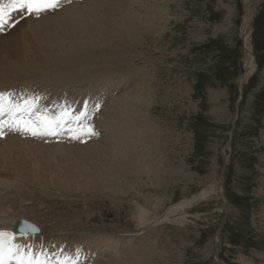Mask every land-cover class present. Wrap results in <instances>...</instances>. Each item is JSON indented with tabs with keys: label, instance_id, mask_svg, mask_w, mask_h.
<instances>
[{
	"label": "rangeland",
	"instance_id": "obj_1",
	"mask_svg": "<svg viewBox=\"0 0 264 264\" xmlns=\"http://www.w3.org/2000/svg\"><path fill=\"white\" fill-rule=\"evenodd\" d=\"M83 1H100L101 6L106 2L71 4ZM138 1L127 6L136 13V30L129 32L132 40L106 35L105 44L88 50L87 62L75 66L92 73L89 86L112 79L118 84L113 95H134L125 106L135 109L142 104L128 111L144 126L148 151L156 161L146 160L140 147L137 172L120 171L116 193L68 192L62 198L51 189L48 195L35 194L34 208L40 204L44 215L39 218L41 229L52 224L58 231L44 232V237L105 235L117 238L123 251L133 246L130 240L136 241L138 264H264V1L256 8L250 35L255 69L245 81L239 78L244 74L241 25L247 0ZM68 6L56 11L58 17ZM155 12L161 16L154 19ZM67 16L65 12L60 17ZM25 20L1 36L15 43L25 38L30 54L38 42L46 41H38V34L26 35ZM17 46L15 53L6 54L8 62L29 58ZM26 85L15 90L34 86ZM106 87L104 104L110 98ZM33 88L43 93L39 86ZM78 89H70L71 96L79 94ZM88 112L97 119L94 109ZM52 156L60 160L64 154L56 150ZM209 186L215 188L210 197L192 200ZM135 204L150 209L149 223L175 208L174 221L134 234Z\"/></svg>",
	"mask_w": 264,
	"mask_h": 264
},
{
	"label": "bare ground",
	"instance_id": "obj_2",
	"mask_svg": "<svg viewBox=\"0 0 264 264\" xmlns=\"http://www.w3.org/2000/svg\"><path fill=\"white\" fill-rule=\"evenodd\" d=\"M105 1V3H101L103 6L100 5V1L98 2L99 5H97L98 3L93 5L92 3L95 1L92 3L91 1H83L71 4L65 8L68 15L65 18L60 17L65 13L63 11L64 13L59 14V17L58 13L53 12L42 16L38 20L26 19L29 27L28 30H25V34L27 35L26 31L29 32L30 36L38 34L40 35L38 41H41V39H43V42L46 41L45 43H37L36 40L37 45H33L35 48L32 49L35 53L31 52L30 54L25 50L24 37L21 43L16 42L19 49L22 48L23 50H21L24 51L23 57H29V60H22L19 63L16 60L8 62L6 54L9 56L13 52L15 53L18 46L14 45L16 44L14 38L9 40L5 38L8 36H0V93L29 84V86L34 85L32 88L39 86L40 92L43 91L41 95L44 100L50 103H53L56 97L63 102L75 101L81 98V102L88 95L89 99L95 98L97 102V105L87 107L88 111L102 106L97 119L94 121L96 127L92 124H83L77 127L69 125L74 131L43 138H33L25 134H21L20 137L16 132L4 130V137L0 138L2 144L0 145V230L10 231L18 220L23 219L35 225L41 233L38 234L39 236L36 239L30 241L31 246H36L38 241L41 240L45 244L59 246L61 249L68 251L67 255H70L73 260H78L80 264H138V255H135L134 249L136 241L130 240L129 245L133 242V246L123 251L122 243L117 238L105 235L77 240L66 239L68 237L58 236L57 234L55 237V234L50 238L44 237V232L57 233L58 231L54 232V225L52 224L49 225V229L42 230V224L40 223L42 220L39 221L40 217H44L40 210L42 207L37 203L34 208L35 194H47L51 189L57 191L62 198L68 197L66 196L68 192L116 193L118 181L115 177L121 175L120 171L131 174L130 169H132L135 173L137 172L142 158L140 147L146 160L156 161V155L151 157L148 151L150 142L148 136L145 135L144 126L141 125L134 113L128 111L138 110L142 104L137 105L135 109L125 106L126 100L130 102L133 99L134 95L132 93L126 92L125 94L113 95V91L117 90L116 86L118 84L114 85L113 80L109 78L103 80V83L89 86L91 81H88V78L92 73L85 74L83 69L79 68L81 65L76 70L75 64L87 62L88 50L105 44L107 40H104V37L106 35L127 42L132 40L133 36L129 32L136 30V13L133 10L130 11L131 9H128L127 6L139 1ZM262 1L247 0L246 2L245 15L241 25L244 81L247 76L250 77L255 69L250 35L256 8ZM104 4L108 6L106 7ZM74 7L77 8V11H71ZM153 7L157 11V7L155 5ZM85 8L88 10L84 11ZM98 14L101 16H98ZM159 15L161 16L160 13L155 12L153 18ZM96 16L99 18H96ZM17 17L20 16L16 15ZM33 46L31 47L33 48ZM16 53L19 55V52ZM36 54L37 57L34 56ZM13 56L16 57L17 55L14 54ZM24 79H31V81H24ZM59 82H63V85L59 87L52 86V84H59ZM112 82V86L108 85ZM68 84H70V87ZM105 87L110 91V98L104 104V99L107 97ZM72 88H79L78 91L81 93L71 96L69 92ZM58 90L64 92V94L57 92ZM54 114L58 116L55 110H53ZM88 128H91L96 135L88 136L81 133V129L86 131ZM73 135H79L80 139H72L71 136ZM86 140H88V143L83 144V141ZM56 150L64 154L63 159L55 160L52 154ZM74 178L76 179L75 182H73ZM214 190L212 186L206 187L200 194L194 195L192 200L207 199ZM59 204H61V201ZM182 205H187V203H182ZM49 206L47 207L49 208ZM54 208L52 209L55 210ZM149 210L147 207L135 204V213L133 214L135 220L134 234L139 235V232L150 225L155 226L174 221L172 216L176 211L175 208L165 212L150 223L148 221ZM53 218L60 220L59 218L56 219L55 216ZM44 219L46 220V218ZM129 237L134 240L135 235ZM50 251L53 254L56 250L51 249ZM58 252L59 250L55 253L58 254ZM79 253H82L80 258ZM82 260L84 261L82 262ZM218 263L220 262L218 261Z\"/></svg>",
	"mask_w": 264,
	"mask_h": 264
},
{
	"label": "snow or ice",
	"instance_id": "obj_3",
	"mask_svg": "<svg viewBox=\"0 0 264 264\" xmlns=\"http://www.w3.org/2000/svg\"><path fill=\"white\" fill-rule=\"evenodd\" d=\"M71 2L72 0H0V34H4L5 26L16 15L25 19L28 17L39 19L44 15L59 11L61 4ZM16 23H19V20L11 24V27H15ZM6 98L7 94L0 93V138H3L5 129L9 132L30 135L33 138L63 135L65 129L70 132L74 131L68 128L72 121L64 118L67 114L60 116L54 114L52 117L36 116L32 111L31 104L21 108L19 105L7 104ZM85 107H87V102H85ZM86 116V112H81L74 117V120L79 124ZM81 133L88 136L96 135L91 128L86 131L81 129ZM71 138L80 139V136L73 135ZM29 230L36 231L34 228ZM7 236L10 234L0 233V264H4L6 252L9 259L13 256L14 248L6 250L5 237ZM15 251H19V249L15 248Z\"/></svg>",
	"mask_w": 264,
	"mask_h": 264
},
{
	"label": "water",
	"instance_id": "obj_4",
	"mask_svg": "<svg viewBox=\"0 0 264 264\" xmlns=\"http://www.w3.org/2000/svg\"><path fill=\"white\" fill-rule=\"evenodd\" d=\"M264 1V0H263ZM244 75V74H243ZM243 75L239 78V81L243 80ZM238 87H240L238 85ZM237 112V111H236ZM34 226L32 224L29 223H25L22 220H20L17 224L14 225L13 230L14 231H18V232H26V233H38L39 231H30V228H33Z\"/></svg>",
	"mask_w": 264,
	"mask_h": 264
}]
</instances>
